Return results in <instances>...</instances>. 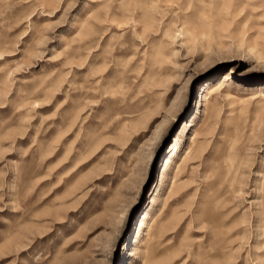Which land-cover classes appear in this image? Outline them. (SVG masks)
Returning <instances> with one entry per match:
<instances>
[{
  "label": "rangeland",
  "instance_id": "obj_1",
  "mask_svg": "<svg viewBox=\"0 0 264 264\" xmlns=\"http://www.w3.org/2000/svg\"><path fill=\"white\" fill-rule=\"evenodd\" d=\"M263 184L264 0H0V264H264Z\"/></svg>",
  "mask_w": 264,
  "mask_h": 264
},
{
  "label": "bare ground",
  "instance_id": "obj_2",
  "mask_svg": "<svg viewBox=\"0 0 264 264\" xmlns=\"http://www.w3.org/2000/svg\"><path fill=\"white\" fill-rule=\"evenodd\" d=\"M228 78V76H226V79ZM205 93V92H204ZM200 128L196 130V133L194 135V137L192 138V141L194 142L196 140L197 135L199 134ZM264 186V184H263ZM263 201H264V196H263ZM227 211H223V213H226ZM223 214H220L219 217H217V219L219 220ZM225 215V214H224ZM264 221V220H263ZM264 228V227H263ZM220 232V231H219Z\"/></svg>",
  "mask_w": 264,
  "mask_h": 264
}]
</instances>
